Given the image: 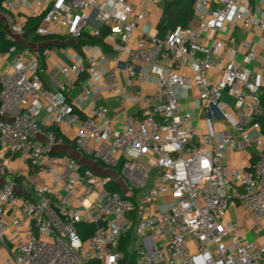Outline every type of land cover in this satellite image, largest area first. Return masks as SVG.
Returning a JSON list of instances; mask_svg holds the SVG:
<instances>
[{
  "label": "built area",
  "instance_id": "2783aa9c",
  "mask_svg": "<svg viewBox=\"0 0 264 264\" xmlns=\"http://www.w3.org/2000/svg\"><path fill=\"white\" fill-rule=\"evenodd\" d=\"M21 10L26 19L16 16ZM0 12L15 41L25 37L31 19L41 20L36 29L41 37L78 41L92 29L95 36L109 30L120 40L112 46L113 59L76 56L57 68L66 81L52 79L48 85V69L36 52L24 47L8 52L0 70V176L20 181L0 184V242L9 241L0 264H120L125 259L120 246L131 231L137 264H264V244L244 241L239 223L226 224L233 205L255 219V229L264 221V74L249 67L259 58L252 42L220 37L236 26L264 32V0H196L197 28L177 26L149 40L139 36L133 48L132 36L149 17L147 10L134 8V0H0ZM209 32L215 36L208 45L203 40ZM185 65L191 76L183 73ZM121 73L130 84L157 89L133 92L143 103L139 116L123 119L99 103L102 85L122 105L127 102ZM211 73L216 80L209 79ZM77 86L81 94L70 98ZM191 86L207 112L199 137L189 129L196 116L181 105L183 90ZM226 92H236L244 118L236 124L239 138L216 127L219 117L231 119ZM61 125L75 129L78 154L107 174L54 152L66 143L55 130ZM252 146L260 151L249 169L225 165L229 149ZM15 157L27 161L24 172L11 168ZM18 183L33 189L35 198L20 194ZM9 224L15 231L8 237ZM80 224L92 227L86 240Z\"/></svg>",
  "mask_w": 264,
  "mask_h": 264
},
{
  "label": "crops",
  "instance_id": "0c3cea01",
  "mask_svg": "<svg viewBox=\"0 0 264 264\" xmlns=\"http://www.w3.org/2000/svg\"><path fill=\"white\" fill-rule=\"evenodd\" d=\"M163 2L159 5H154L149 1L144 0H134V8L137 11L147 10L149 12V17L142 21L134 33V35L131 38V46L132 48L135 46L136 39L139 36H142L145 40H149L150 37L156 36L158 34V25L161 21L162 15H163ZM16 16L20 19H26L27 12L26 10L19 11ZM5 16L2 15L0 12V22H5ZM198 22L197 19L194 17L193 21L189 25L188 28H197ZM6 31V28H5ZM88 33H92V29L88 30ZM6 34L9 37L8 32L6 31ZM215 34L212 32L207 33L205 40H203L204 44H210L212 42V38H214ZM223 40H227L230 37L236 39L237 41H241L243 39L248 40L252 42L258 50L259 58L257 61H255L250 67V69L253 72L261 71L264 74V32H254L253 30H245L241 28L240 26H236L234 28H231L230 32L227 34H222L220 36ZM14 40V39H12ZM119 38L117 36H112L108 34L106 37V42L109 45L110 52H105L104 49L101 46L97 45H91L94 47H98V52L96 51H90L88 50V45L81 47L80 49L75 48V46L69 45L70 42H77V40H71L67 37L63 38H55L52 41H45L41 43H37L34 41H31L29 38H19L18 42L23 44L24 48L29 49L32 52H36L39 55V48L42 46H50L44 51L45 55V68L48 69V73L45 75V83L48 85L49 81L56 80L65 82L66 78L60 74H58V66L62 64H69L75 58L76 56H80L83 59H86L88 55L95 54L99 56H104L110 59H113L114 56H116V52L112 49V46L119 42ZM22 49V48H20ZM242 49L237 48V57L236 60L238 63L242 64ZM123 58L127 59V55L124 54ZM9 60L8 53L2 54L0 57V70L2 67L6 64V62ZM41 61V60H40ZM162 64L167 63L168 59L166 57L162 58ZM183 73L187 76L192 75L191 67L190 65H185L183 68ZM85 75H82L79 79V84L83 82ZM121 80L123 85L127 88L130 96L127 99V102L122 105L120 102V98L109 91L105 89V87L102 85L101 88V99L99 101L100 104H104L110 108V110L117 115H120L121 118H125L126 116H139L143 109V103L137 101L132 97L133 92L138 87H143L146 89L149 93L155 94L157 92V89L150 84H146L144 82L140 83H134L130 84V82L127 79L126 73H121ZM210 80H216L217 75L216 73H211L209 75ZM183 98L181 101L182 108L185 110H189L194 113L196 116V119L190 124L189 129H192L196 133V137H199V135L204 131L205 125H204V119L206 116V111L203 110L201 101L199 98V90L195 86H191L189 88H186L182 92ZM81 94V88L80 86L75 87L69 92L70 98H78V96ZM223 101L228 106V113L231 115L230 121L223 120L219 117V120L217 122V129L219 131L226 132L230 136L234 138H239L240 133L236 128V124H244L243 123V115L240 107L237 105V99H236V92H226L223 97ZM45 113L42 112L40 119L44 120ZM249 126H244L245 129H247ZM57 131L62 133L66 138V143L63 146H57L54 149V152L57 154H68L74 158H77L80 160V162L87 168L92 169L96 173L99 174H107L109 171L102 167L100 164H95L91 162L90 159L81 157L78 152L76 151L74 147V139L76 136V131L74 128L68 125H61L56 127ZM262 133L264 135V130L262 128ZM262 151H264V145L261 148ZM259 148L252 146L246 149L245 151H238L234 149H229L226 153V157L224 160L225 165L228 168H240V169H249L251 165L258 159L259 154ZM27 167V161L20 160L18 157H15L11 161V168L13 170H18L19 173L24 172V170ZM97 168V169H96ZM101 169V170H100ZM8 180V178H3L0 176V184L5 183ZM17 189L20 194L24 196H29L35 198V193L33 189L29 187L22 186L21 184H17ZM11 216H7L6 220L8 223H10ZM240 224V229L238 230V234L243 238L244 241L253 242L257 244H264V221L261 222V228L255 229V219L249 215L241 206L233 205L230 207L226 214V224L227 226H231L234 223ZM15 231V228H13L9 224L8 228V237L11 236ZM8 238H5V242H0V251L2 255H6L7 252L5 251V243H8ZM229 245H232L231 242H229ZM19 254V252H17Z\"/></svg>",
  "mask_w": 264,
  "mask_h": 264
},
{
  "label": "trees",
  "instance_id": "16d2710c",
  "mask_svg": "<svg viewBox=\"0 0 264 264\" xmlns=\"http://www.w3.org/2000/svg\"><path fill=\"white\" fill-rule=\"evenodd\" d=\"M196 0H164L163 2V15L161 21L158 25V34L163 38L169 31L175 29L177 26H182L188 28L195 17L194 3ZM40 19H31L26 27L25 38H29L31 41L41 43L45 41H52L54 37H41L36 34V29L40 24ZM109 30H103L100 36H95L91 33L85 32L81 35L77 42H70L69 45L75 46V48L80 49L86 45H97L101 46L105 52H110L108 43L106 42V37L109 34ZM23 48V44L18 41L12 40L6 34L4 25L0 22V54L8 53L11 48ZM50 46H42L39 48V56L42 67H45V55L44 51ZM86 78V76H84ZM1 84H0V94H1ZM261 101L264 107V90L261 92ZM262 128L264 130V119L260 120ZM57 131V129H55ZM8 180L19 182L20 179L17 177L7 176ZM113 191L121 190L118 187H113ZM134 218V217H133ZM79 230L83 237V240L88 239L92 233V227L86 224H80ZM134 234L132 231L128 236L122 241L120 249L125 254V259L120 264H137L138 257L134 249L133 242Z\"/></svg>",
  "mask_w": 264,
  "mask_h": 264
},
{
  "label": "rangeland",
  "instance_id": "374dc122",
  "mask_svg": "<svg viewBox=\"0 0 264 264\" xmlns=\"http://www.w3.org/2000/svg\"><path fill=\"white\" fill-rule=\"evenodd\" d=\"M209 79H211V78H209ZM97 169V168H96ZM101 170V169H100ZM162 202V201H161ZM139 220V219H138ZM138 224H135V226H134V229H136V226H137Z\"/></svg>",
  "mask_w": 264,
  "mask_h": 264
}]
</instances>
